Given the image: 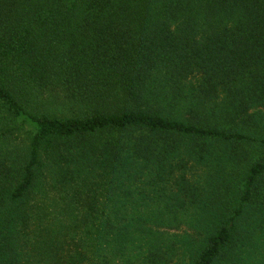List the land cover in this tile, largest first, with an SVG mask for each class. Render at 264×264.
<instances>
[{"label": "trees", "instance_id": "16d2710c", "mask_svg": "<svg viewBox=\"0 0 264 264\" xmlns=\"http://www.w3.org/2000/svg\"><path fill=\"white\" fill-rule=\"evenodd\" d=\"M254 109H264V0H0V264H140L142 254L156 264L161 236L151 241L140 213L155 224L161 213L144 212L143 186L172 178L165 168L183 155H219L240 168L207 191L209 233L190 263L217 264L242 216L264 212ZM54 158L66 166L57 186L87 188L74 190L76 209L61 206L84 211L71 218L81 237L71 251L51 249L58 218L43 213Z\"/></svg>", "mask_w": 264, "mask_h": 264}, {"label": "rangeland", "instance_id": "374dc122", "mask_svg": "<svg viewBox=\"0 0 264 264\" xmlns=\"http://www.w3.org/2000/svg\"><path fill=\"white\" fill-rule=\"evenodd\" d=\"M254 116V120L261 121L259 125H264V109H254L250 112ZM185 117V116H184ZM27 130L18 132L12 139L14 145L28 139ZM219 155L214 156L206 160L205 162H195L189 157L176 158L172 161L173 167L165 168V177L168 180L160 182L156 180L155 176L149 181H155L156 186H146L149 198L153 199V202L148 201V208L144 211L151 213V210L156 207L159 208L161 213V220L155 224L152 220L147 219V214L140 213L144 222L142 227H146L151 234L152 240L155 236H161L156 240L158 243V250L152 248L151 251L156 252L157 257L153 258L157 261L156 264H190L195 251L202 245V240L209 233L207 227L202 224V216H204V208L202 209V203H204L209 195L207 191L222 189L220 183L229 180L231 175L237 172L240 168L239 164H229L227 161L217 159ZM184 161V168L175 166V163ZM47 167L43 170H49L47 175V186L42 188L44 190L47 187L48 196L42 200V204L46 209H43V213L46 218H58L54 220L55 226L51 227L53 232L52 236L55 237V246H66L69 251L76 248L75 241L77 242L80 230L78 232H71V218L82 216L84 214L83 208L73 210L72 212L65 210L61 211V206L66 205L63 199L66 198L70 203L73 202L71 207L76 209L77 204L75 202L80 200V197L74 196V190H83L85 187L80 186L78 182L71 185L57 186L61 179L66 166L64 161H59L58 158H54L46 162ZM67 167L73 170V165L68 164ZM172 169V174L169 171ZM43 178V177H42ZM42 180V179H41ZM89 181L88 188L92 190L95 188ZM143 184V181L140 182ZM100 185V184H99ZM99 187L104 191L102 185ZM105 186V185H104ZM87 189V188H85ZM154 189V192H152ZM114 193H117V189ZM84 196H81L83 198ZM196 199V204H192V200ZM45 200V201H44ZM104 202L103 197L99 199V203ZM57 203V204H56ZM191 203V204H190ZM166 207V210L163 209ZM204 207V205H203ZM59 209V210H58ZM103 212L102 214H104ZM122 213V212H121ZM99 211L98 215H102ZM158 225V226H156ZM138 229V227H136ZM33 246V244H31ZM147 249V248H146ZM145 249V250H146ZM40 250V251H38ZM50 250V249H49ZM49 250L45 251V254ZM40 252L42 248L38 244H34L33 248L29 251V257L32 259H40ZM142 252H146L142 249ZM73 254L72 252H70ZM29 259V258H28ZM27 259V260H28ZM149 259L146 258V254H142L139 258L140 264H149ZM32 264H37L34 262ZM136 264H138L136 262ZM217 264H264V212H258L255 210H248L239 221L238 234L236 238L235 247L230 251L224 259Z\"/></svg>", "mask_w": 264, "mask_h": 264}]
</instances>
